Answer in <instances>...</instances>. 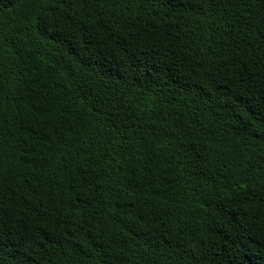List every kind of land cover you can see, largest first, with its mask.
Here are the masks:
<instances>
[{"label": "trees", "instance_id": "trees-1", "mask_svg": "<svg viewBox=\"0 0 264 264\" xmlns=\"http://www.w3.org/2000/svg\"><path fill=\"white\" fill-rule=\"evenodd\" d=\"M0 264H264V0H0Z\"/></svg>", "mask_w": 264, "mask_h": 264}]
</instances>
